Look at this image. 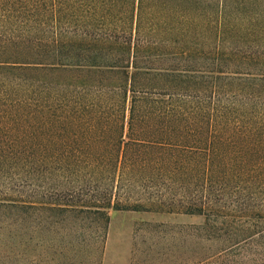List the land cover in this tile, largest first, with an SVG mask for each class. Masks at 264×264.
<instances>
[{"label": "trees", "instance_id": "16d2710c", "mask_svg": "<svg viewBox=\"0 0 264 264\" xmlns=\"http://www.w3.org/2000/svg\"><path fill=\"white\" fill-rule=\"evenodd\" d=\"M152 210L264 264V0H0V264Z\"/></svg>", "mask_w": 264, "mask_h": 264}, {"label": "rangeland", "instance_id": "374dc122", "mask_svg": "<svg viewBox=\"0 0 264 264\" xmlns=\"http://www.w3.org/2000/svg\"><path fill=\"white\" fill-rule=\"evenodd\" d=\"M204 224V217L196 215L155 210L112 212L102 256L53 261L44 232L46 246L41 248L38 262L30 247L24 264H200L217 250L214 241L206 240Z\"/></svg>", "mask_w": 264, "mask_h": 264}]
</instances>
